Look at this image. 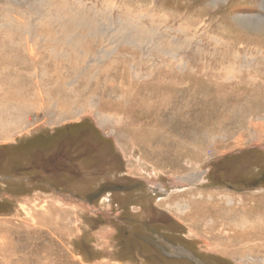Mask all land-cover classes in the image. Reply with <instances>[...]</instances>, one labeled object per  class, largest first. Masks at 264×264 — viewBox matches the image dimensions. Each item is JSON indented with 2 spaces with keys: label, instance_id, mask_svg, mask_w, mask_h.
Segmentation results:
<instances>
[{
  "label": "rangeland",
  "instance_id": "374dc122",
  "mask_svg": "<svg viewBox=\"0 0 264 264\" xmlns=\"http://www.w3.org/2000/svg\"><path fill=\"white\" fill-rule=\"evenodd\" d=\"M158 8L170 23L151 18ZM195 20V34L181 25ZM25 41L34 61L24 50L15 57ZM214 44L240 47L225 55L236 63L227 80L203 68L220 58ZM155 47L185 53L194 69L171 101L136 78L150 75L140 55ZM263 47L264 0H0V89L27 98L3 106L12 96L0 90V147L11 153L0 164V264H157L123 222L155 209L172 226L139 235H168L215 263L264 264ZM169 61L159 66L171 72ZM162 124L199 142L141 139ZM61 140L70 174L7 178L29 149Z\"/></svg>",
  "mask_w": 264,
  "mask_h": 264
},
{
  "label": "bare ground",
  "instance_id": "6f19581e",
  "mask_svg": "<svg viewBox=\"0 0 264 264\" xmlns=\"http://www.w3.org/2000/svg\"><path fill=\"white\" fill-rule=\"evenodd\" d=\"M48 4V3H47ZM54 5V4H53ZM44 6V5H43ZM57 9V8H56ZM161 10H160V8H158L157 9V14H159V12H160ZM162 13H163V15H162V13H160L159 15H156V16H152L151 18H153L154 17V19H156V17L160 20V21H163L164 23H170V21H171V17H170V15H169V13H167L166 14V12L164 11V10H162L161 11ZM165 12V13H164ZM66 13V12H65ZM155 13H156V11H155ZM37 14V13H36ZM164 14H165V16H164ZM59 15V14H58ZM60 16V15H59ZM164 16V17H163ZM147 17V16H146ZM51 18V17H50ZM51 22V21H50ZM56 22V21H55ZM54 23V22H53ZM63 23V22H62ZM199 23L200 22H198V21H194V22H191V23H188V21L186 22H184L183 24L181 23V25H189L188 26V29H187V27H185L184 29H187V32L189 31V33H190V31L193 33V34H195L196 33V31H195V29L196 28H194L195 26H199ZM3 24V23H2ZM55 24V23H54ZM201 24V23H200ZM180 25V22H179V26H181ZM178 26V25H177ZM67 28V27H66ZM183 29V30H184ZM150 30V29H149ZM193 30L195 31V32H193ZM215 31L217 32L218 30L217 29H215ZM187 32H185V33H187ZM148 34V33H147ZM103 35V34H102ZM217 35L219 36V34L217 33ZM215 36V35H214ZM211 37V36H210ZM213 38H216V37H213ZM39 39V38H38ZM45 39V38H44ZM40 40V39H39ZM32 41V40H31ZM126 43H128V42H126ZM36 44V43H35ZM20 46H22V47H20L22 50L21 51H17V53H16V59H18V57L20 58V54L19 53H22L23 55L24 54H26L25 52H23V50L24 51H26L28 54H26L27 55V57L29 58V59H33L35 56H34V48L32 47V44H29V42L28 41H25L24 43H22V44H19ZM39 46V45H38ZM263 46V45H262ZM19 47V46H18ZM162 47V46H161ZM161 47H155L153 50H149V51H147V53L146 52H142L141 53V55H140V63H142V62H148L149 61V63L150 64H148L149 66H148V74H150V75H144V73H143V71H142V73H138V72H136V78L139 76V77H141V79H142V81L144 80V81H149V80H151V82L153 83V88L154 89H156L158 92H162V91H165V93L164 94H166V95H164L163 93L161 94V95H164V96H166L165 98H163V99H161L162 100V102L163 101H165V100H172L173 99V97L175 96L174 94H176V97H178V93H176V89L178 90L179 88H180V86L182 85V82H183V79L181 80V78L183 77V74L185 73V71H192V70H194L193 69V67L191 66V64H189L187 61H186V59H187V57H186V54L185 53H177L175 50H173V49H165V48H161ZM214 47L217 49V52H218V54H219V60L217 59V60H215V57H211V60H207V59H205V58H203V60H201V61H199L200 63L203 61V63H204V69H206V71L207 72H210V73H217V74H221L222 75V78H224V80L226 79L227 80V76H233L232 74H234L233 73V68H232V66H233V64H236L234 61H232L231 59H233V58H227L225 55L227 54V53H229V52H233L234 54H235V56L236 57H238L239 56V54L237 53L238 51H239V46H237V47H235L233 44H232V46L230 45V46H227V45H223V46H218V45H216V44H214ZM19 48V49H20ZM264 48V47H263ZM249 51V50H248ZM13 52H15V50H13ZM152 52H155V54H157V53H159L160 55L157 57V56H155ZM157 52V53H156ZM254 52V50H252V53ZM201 54V53H200ZM106 55L107 56H109L110 54H107L106 53ZM202 55H205L204 53L202 54ZM56 56V55H55ZM235 58V57H234ZM220 59H222V60H220ZM27 60V59H26ZM169 60H172V61H174V68L172 67V71L171 72H169V69H167L168 67L166 66V65H164V66H166V67H164V66H159L160 65V62L163 64V63H169L170 61ZM237 60V59H236ZM12 61V60H11ZM32 61H34V60H32ZM206 61H208L209 63H207ZM159 63V64H158ZM171 63V62H170ZM241 63V62H240ZM202 64V63H201ZM206 64V65H205ZM242 64V63H241ZM158 65V66H157ZM203 65V64H202ZM156 67V69H155V71H153V69ZM163 68H165V70L163 69ZM232 68V69H231ZM168 71H167V70ZM176 69V70H175ZM135 71V70H134ZM138 71V70H137ZM202 71H203V69H202ZM145 72V71H144ZM147 72V71H146ZM23 73V72H22ZM21 73V74H22ZM169 73H173V74H176V75H170ZM214 73V74H215ZM227 73V74H226ZM219 77H221V76H219ZM216 78V77H215ZM220 79V78H219ZM229 79V78H228ZM141 81V82H142ZM219 81V80H218ZM226 82V81H225ZM18 84V83H17ZM142 84H144L143 82L141 83V85ZM220 85V84H219ZM223 85V84H222ZM238 85V84H237ZM27 88V87H26ZM134 88V87H133ZM235 88V87H234ZM29 89V88H28ZM0 90H2V93L4 92L5 94H6V96H12L11 98H10V101L9 100H5V98H4V96H2L1 97V99H2V102H3V106H8L9 104L11 105V103H13V102H17V103H19V104H24L26 101H24V102H21V101H23V100H25V99H27V98H24V97H22L21 99H20V97L19 98H17L16 96H17V93H11L10 92V95H8L9 94V90L8 91H6L4 88L2 89H0ZM129 90V89H128ZM13 92H15L14 90H12ZM23 91V90H22ZM25 91V90H24ZM174 91V92H173ZM123 95V94H122ZM184 95V94H183ZM185 96V95H184ZM229 96V95H228ZM181 97V96H180ZM179 97V98H180ZM184 98V97H183ZM14 100V101H13ZM1 101V100H0ZM180 101V100H179ZM1 102V103H2ZM174 102V101H173ZM0 103V104H1ZM155 103H157V102H155ZM159 103V102H158ZM171 103V102H170ZM179 104V103H178ZM161 105V104H160ZM165 106V105H164ZM167 106V105H166ZM20 109V108H19ZM22 109H23V107H22ZM21 109V110H22ZM161 109V108H160ZM163 112V111H162ZM171 112V111H170ZM96 114H99V113H96ZM99 116H100V114H99ZM98 116V117H99ZM120 116V115H119ZM158 116H159V114H158ZM164 116V115H163ZM106 117V116H105ZM114 118V117H113ZM166 118V117H165ZM103 119V118H102ZM122 119V118H121ZM98 120V119H97ZM99 121V120H98ZM249 121V120H248ZM104 123H105V121H103ZM102 122V123H103ZM123 123V122H122ZM99 124V123H98ZM137 124H138V121H137ZM249 124V123H248ZM252 125V124H251ZM125 129H126V127H124ZM137 128V127H136ZM251 128V127H250ZM179 129V128H178ZM130 130L131 131H129V132H132V134L129 136L130 138L132 137V139H134L135 137L136 138H140L141 136V134H142V132H140V131H135L136 129H135V127H132V128H130ZM177 130V128H174L173 127V125L172 124H162V126L161 127H157V129H154V130H147V131H145L144 132V135H142V137H141V139L144 141V142H147V143H149L150 142V140H151V142H153L154 141V139H152V137L154 136L153 135V133H156V134H158V135H163V133H166L167 134V137H164V139H168L169 140V137L170 138H172L171 140H183V142H196L197 141V143L199 142L198 141V136H196V135H194L193 133L192 134H188V132H189V129H188V131L185 129V132L184 133H182V134H178V132L176 133V132H174V131H176ZM181 130V129H180ZM255 130V129H254ZM162 132V134H160ZM255 133V132H254ZM256 134V133H255ZM258 136V135H257ZM135 138V139H136ZM104 146V145H103ZM103 149V148H102ZM101 149V150H102ZM98 152H101V151H98ZM188 156V155H187ZM189 176H187V177H190L189 178V180H193V182L194 181H196L197 179L196 178H198L199 176H201V174H199V173H196V174H188ZM175 177V179L177 180V181H181V179H182V177H178V176H174ZM200 178V177H199ZM175 180V181H176ZM222 196H224L225 197V199H226V202H228V204H230V203H232V199H233V194H229V193H227V192H224V194H222ZM199 197H202L201 195H199ZM203 203V202H202ZM221 215V214H220ZM251 234H253V235H258V233H256V232H251L250 233V235ZM48 258H50V257H48ZM47 260V259H46ZM49 261V260H48ZM47 262V261H46ZM40 264H42V263H40Z\"/></svg>",
  "mask_w": 264,
  "mask_h": 264
},
{
  "label": "flooded vegetation",
  "instance_id": "af4514ba",
  "mask_svg": "<svg viewBox=\"0 0 264 264\" xmlns=\"http://www.w3.org/2000/svg\"><path fill=\"white\" fill-rule=\"evenodd\" d=\"M67 141L61 140L55 143L54 148L29 149L28 155L30 161L18 166L10 167L11 175L7 178L14 181L33 182L28 178V175H33L36 178L47 179V183L62 179L64 174H70L69 154ZM51 150V151H50ZM11 153L8 149L0 147V164H7L10 160ZM9 157L8 162L6 159ZM32 173V174H28ZM42 180V179H41ZM43 184V183H42ZM142 212V210L140 211ZM146 212L143 210V213ZM156 217H152L147 211L140 220H136L133 216H125L123 219L130 224L132 229L131 241L136 251L143 254L145 259L155 261L157 264H220L213 262L212 259L204 257L203 253H199L193 248L186 246L183 243L175 242L173 237H168L164 234H154L153 238H147L144 235H139L137 230L148 229L151 231L157 227L170 229L173 224L172 219L158 210ZM136 229V230H135ZM143 250H148L143 253ZM184 250L185 253L181 252ZM225 264V263H224Z\"/></svg>",
  "mask_w": 264,
  "mask_h": 264
},
{
  "label": "trees",
  "instance_id": "16d2710c",
  "mask_svg": "<svg viewBox=\"0 0 264 264\" xmlns=\"http://www.w3.org/2000/svg\"><path fill=\"white\" fill-rule=\"evenodd\" d=\"M83 147V146H82ZM83 149V148H82ZM82 154V155H81ZM80 155H78V158L76 159V162L78 163V164H80L81 163V161H83L84 162V159L86 158L85 157V155H83V153H81ZM82 159V160H81ZM81 165V164H80ZM73 177V176H72Z\"/></svg>",
  "mask_w": 264,
  "mask_h": 264
},
{
  "label": "water",
  "instance_id": "95a60500",
  "mask_svg": "<svg viewBox=\"0 0 264 264\" xmlns=\"http://www.w3.org/2000/svg\"><path fill=\"white\" fill-rule=\"evenodd\" d=\"M181 252L185 253V251H184V250H181Z\"/></svg>",
  "mask_w": 264,
  "mask_h": 264
}]
</instances>
